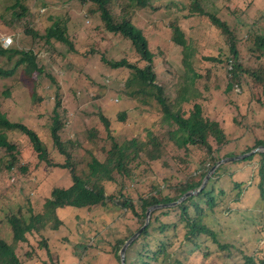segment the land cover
Here are the masks:
<instances>
[{
	"label": "rangeland",
	"instance_id": "rangeland-1",
	"mask_svg": "<svg viewBox=\"0 0 264 264\" xmlns=\"http://www.w3.org/2000/svg\"><path fill=\"white\" fill-rule=\"evenodd\" d=\"M130 1L112 0L109 8L115 16L121 9L131 11L132 23L142 29L148 48L155 55L152 64L155 83L163 88L167 103L173 104L186 88L193 100L183 108L181 105L180 113L188 117L193 103H198L202 107V116L221 125L229 137L228 144L220 149L218 156L242 155L253 147L256 139L264 140L261 129L264 108L256 102V97L264 102L262 93L259 97L260 85L241 78L230 93H225L231 64L202 61L205 57L220 58L226 54V43L220 32L205 17L183 18L187 12L182 0H151L144 8H130ZM199 1L206 12H215L223 20L241 24H251L264 12V0ZM14 3V0H0L2 47H8L12 38L13 44L8 48L31 49L32 40L24 29L30 27L43 35L52 22L48 18L53 17L65 22L66 34L74 49L66 52L60 43L49 46L36 40L37 65L43 74L23 78L17 73L10 80L0 79V112L7 114L11 122H23L33 127L52 163L64 164L66 159L54 148L50 137L55 101L50 98L46 106L32 102L34 91L29 85L32 79L37 96L46 99L48 93L52 95L57 91L59 94L57 124L61 127L58 130L60 141L70 143L65 145V151L70 155L68 162L81 178L87 175V164L92 156L100 162L107 158L111 142L99 115L108 120L110 135L118 144L135 138L158 153L156 160L143 153L134 156L128 165L124 164L127 175L114 172L112 182L102 183L106 194L122 193L135 203L139 212L140 198L156 194V185L161 190L165 186L182 184L210 168V163L205 162L204 151L191 146L178 149L170 141L169 133L175 127L163 121L160 106L149 96L151 89L146 88L145 96L139 97L137 88L126 85L130 71L111 69L104 63L126 59L140 69L146 66L132 52L128 41L103 29L94 13L95 4L89 0H25L28 13L18 20L13 19L8 10ZM38 10L39 14L34 16ZM173 21L183 29L192 51L193 69L199 75L192 84H186L189 81L181 64L182 49L170 41L169 25ZM260 28L264 29V23L255 26L256 30ZM238 37L242 39L244 34L238 33ZM248 48L249 45L239 46L242 65L249 59ZM16 59L9 62L0 56V67L9 69ZM44 75L53 77L57 87L50 85ZM0 133L6 135L18 153L14 167L7 170L9 156L0 149V235L10 244L11 232L6 217L19 212L25 214L27 208L39 212L53 188L71 185V168L48 167L39 162L28 139L17 131L2 130ZM152 139L157 143L155 148L151 147ZM208 143L216 148L211 138ZM258 167L257 159L246 163L239 160L224 166L223 172L230 175L231 182L222 177L213 185L214 208L201 207L203 224L226 248L221 250L211 239L201 238L197 247L189 245L178 250L176 259L179 264H243L245 257L255 248L258 251L256 258L264 259V200L258 189ZM235 181L245 182L242 193L233 186ZM107 209L108 206L79 211L59 209L56 216L62 224L57 230L45 228L42 232L47 238L45 246L49 256L43 246L38 247L41 238L36 234L26 235L28 242L16 244L14 253L21 264H117L109 253L110 244L123 239L138 225L128 210ZM159 218L163 222H178L176 212ZM182 238L180 232L170 237L173 245L169 250L175 251Z\"/></svg>",
	"mask_w": 264,
	"mask_h": 264
},
{
	"label": "trees",
	"instance_id": "trees-1",
	"mask_svg": "<svg viewBox=\"0 0 264 264\" xmlns=\"http://www.w3.org/2000/svg\"><path fill=\"white\" fill-rule=\"evenodd\" d=\"M13 6L9 7L10 15L13 19L21 20L28 13V7L24 5L25 0H14ZM96 5L94 13H96L98 19L102 23L103 29L113 35L120 36L123 40L129 42L132 52H134L141 62H145L146 66L142 69L136 65L129 63L126 59H121L116 62L104 61V63L111 69H126L130 71V76L126 85L129 87L137 88L138 96H145V89H151L149 96L153 98L160 106L162 113V119L166 123H171L175 129L169 133L170 141L178 149H186L187 147H196L206 153L205 162L210 163V168L201 172L197 177L188 179L182 184L175 186H165L163 189H159L156 185V194L150 193L145 197H141L140 212L136 208L135 203L127 196L106 194L105 188L102 185L103 182H112L113 173L128 174L127 166L128 162L132 160L134 156H138L140 153L147 154L152 160L158 159V153L148 149L145 143L137 141L135 138L127 140L118 144L110 135V128L108 120L99 115V121L106 131L108 141H110L109 149L107 151L106 159L102 162L95 157H91L87 164L88 173L85 178H81L76 175L68 162L70 155L65 151V145L70 144L62 143L60 141L58 130L60 124H57L59 114L57 108L60 104L59 94L53 92L52 95L43 99L41 96H37L35 92V82L32 79V83L29 85L32 88L33 95L31 96L32 102L42 103L46 106V101L50 98L54 99V106L52 110V119L50 126V137L52 145L60 155L64 156V164L52 163L47 151L40 140L38 134L33 127H28L23 122H11L8 115L4 112H0V131L6 130L10 132L17 131L25 136L31 149L36 153L37 160L44 162L48 167H58L62 169H70L71 185L66 188H53L49 194V197L45 199L39 212L34 213L32 209L27 208L26 213L11 214L6 217V223L11 232V243L8 244L0 235V264H21L16 257L15 245L18 243L28 242L26 235L36 234L39 236L40 243L38 247H44L47 255L49 256L48 248L45 246L47 238L42 233L45 228L50 230H57L62 224L56 216V211L59 209L70 208L73 210H92L96 207L108 206V210H128L136 218L137 227L125 235L123 239H116L110 244V254L116 259L117 264H120L119 250L125 241L135 233L144 223L145 212L147 208L158 204H168L177 201L183 194L188 191H195L201 185V182L207 172L223 157H219L220 149L228 144V135L223 131L220 124L215 121L208 120L202 116L201 104L193 103L192 110L189 112L188 117H184L183 113H180V106L187 105L191 100L188 90L183 88L178 98L173 104L169 105L167 99L164 97L163 88L155 83V74L153 72V62L155 55L149 50L147 45V38L141 28L136 27L132 22L134 16L131 11L125 12L123 9L115 16L112 8H109V4L112 0H89ZM151 0H131L129 7L144 8L150 5ZM184 2V3H183ZM183 7H185L187 15L183 18L205 17L208 23L220 32L226 43V54L220 58L205 57L202 61L210 63H224L230 65L228 82L224 92L230 93L234 85L239 83V79L245 78L250 80L251 83L260 85V95H264V29H255L258 23H264V12L259 15V18L251 24H244L233 21H226L220 18L215 12H206L199 0H182ZM186 3V4H185ZM39 10L34 14H39ZM51 25L45 29L43 35H39L30 27L25 28V34L32 40V47L28 50H19L18 48H8L13 44V39L10 38V44L8 47H2V40L0 38V56L5 57L7 61H12L15 57L17 59L13 61L12 66L9 69H3L0 67V79L10 80L17 73L23 75V78H33L34 75H41L43 71L37 65V52L35 51L36 40L44 41L47 45L60 43L65 47L66 52H71L73 49L72 43L67 37L65 22L53 17L48 18ZM11 21V20H10ZM12 22V21H11ZM171 30L170 41L177 47L182 49L181 64L185 70V77L189 81L188 84H192L194 79L198 78V73L194 72L192 51H190L189 45L186 41L184 31L176 21H173L169 25ZM238 33L244 34L242 39H238ZM52 41V42H50ZM56 45V44H55ZM249 45L248 51L250 53L247 63L241 64L239 46ZM36 76V77H37ZM49 79L50 85L57 83L53 77L44 75ZM7 94V93H6ZM133 95V94H132ZM52 96V97H51ZM196 98L198 96L196 95ZM258 106L264 108V102L262 99L257 100ZM40 103V104H41ZM182 110V109H181ZM183 112V111H182ZM123 119V116L121 117ZM264 131V117L262 118ZM213 140L216 148L214 149L209 143L208 139ZM151 147H157V143L154 140H150ZM257 147H264V140L256 139L252 148L247 149L242 154L248 153ZM0 149H3L9 156L6 164V169L11 170L16 162V147L11 144L4 133H0ZM232 157V156H231ZM258 160L259 167L256 170L259 177L258 189L262 200H264V152H257L251 156H248L241 160V162H253ZM236 163L238 162L235 161ZM235 162H233L235 164ZM230 164V163H227ZM222 164L218 166L209 177L208 182L204 188L196 195L190 196L182 201L179 205L155 210L150 214L149 222L140 235L127 247L125 251L124 261L125 264H179L176 255L179 249L184 246H198V241L201 238H209L216 247L223 250L226 248L220 245L216 241L215 233L208 228L202 222L203 218V205L204 209H212L215 206V198L213 197V185L218 184L222 177H227L230 182L231 178L229 174L223 172L224 166ZM198 170V169H196ZM199 171V170H198ZM223 175V176H222ZM245 183V182H244ZM243 181H235L233 186L239 189L242 193ZM173 188V190H170ZM168 193L163 194V192ZM239 191V192H240ZM239 195V194H237ZM192 210V211H191ZM170 212H176L178 215V222L168 223L160 220L161 217H167ZM182 225L181 228L178 226ZM183 234V238L180 241L179 246L174 250H169L173 243L170 242V237H174L177 233ZM262 238L264 235L262 234ZM219 245V246H218ZM103 250V249H101ZM107 252H105L106 254ZM258 251L256 248L245 257L243 264H264V259L256 258ZM107 255V254H106ZM109 255V254H108ZM50 260V258H49ZM205 261V259H204ZM206 262V261H205ZM53 264V263H50Z\"/></svg>",
	"mask_w": 264,
	"mask_h": 264
},
{
	"label": "water",
	"instance_id": "water-1",
	"mask_svg": "<svg viewBox=\"0 0 264 264\" xmlns=\"http://www.w3.org/2000/svg\"><path fill=\"white\" fill-rule=\"evenodd\" d=\"M257 152H264V147H257L253 150H251L248 153L239 155V156H234V157H225L223 159H220L208 172L207 174L204 176L201 185L199 186V188L195 191H188L187 193L183 194L177 201L172 202V203H168V204H158V205H153L150 206L149 208H147L146 212H145V219H144V223L143 225L135 232L133 233L126 241L125 243L122 245L121 249L119 250V258H120V264H125L124 261V256H125V251L127 249V247L140 235V233L145 229L146 225L149 222V217L150 214L155 211V210H160V209H165V208H171L174 206L179 205L182 201H184L186 198L196 195L199 191H201L204 186L206 185V183L209 180L210 175L212 174V172L220 165L222 164H227L230 162H235L238 160H242L248 156H251Z\"/></svg>",
	"mask_w": 264,
	"mask_h": 264
}]
</instances>
